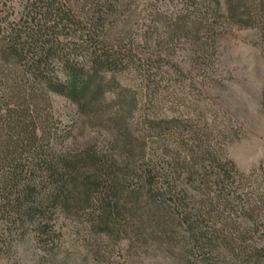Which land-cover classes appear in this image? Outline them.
<instances>
[{
	"label": "trees",
	"instance_id": "trees-1",
	"mask_svg": "<svg viewBox=\"0 0 264 264\" xmlns=\"http://www.w3.org/2000/svg\"><path fill=\"white\" fill-rule=\"evenodd\" d=\"M164 1L0 0L1 254L71 218L178 264H264L263 187L162 66L179 82L181 42L206 56L225 25L264 28V0ZM52 96L76 108L73 126Z\"/></svg>",
	"mask_w": 264,
	"mask_h": 264
},
{
	"label": "rangeland",
	"instance_id": "rangeland-1",
	"mask_svg": "<svg viewBox=\"0 0 264 264\" xmlns=\"http://www.w3.org/2000/svg\"><path fill=\"white\" fill-rule=\"evenodd\" d=\"M163 4L170 9L167 0ZM210 54L199 56L181 42L168 58L183 78L177 82L172 64L162 65L169 72V92L180 104L195 102L208 124L228 130L227 157L264 189V28L225 25ZM51 99L56 119L73 126L79 118L76 108L61 97ZM170 104L167 110L173 114L171 107L178 108ZM81 222L58 219L44 243L26 233L0 253V264H178L163 246L128 240L122 233L106 236Z\"/></svg>",
	"mask_w": 264,
	"mask_h": 264
}]
</instances>
